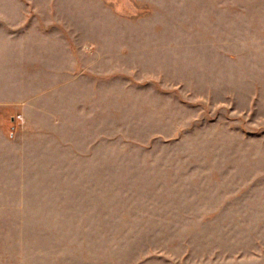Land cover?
<instances>
[{"label": "rangeland", "instance_id": "1", "mask_svg": "<svg viewBox=\"0 0 264 264\" xmlns=\"http://www.w3.org/2000/svg\"><path fill=\"white\" fill-rule=\"evenodd\" d=\"M0 264H264V0H0Z\"/></svg>", "mask_w": 264, "mask_h": 264}]
</instances>
